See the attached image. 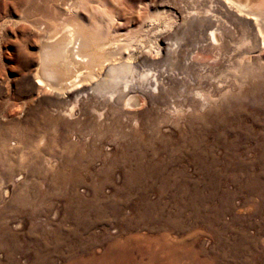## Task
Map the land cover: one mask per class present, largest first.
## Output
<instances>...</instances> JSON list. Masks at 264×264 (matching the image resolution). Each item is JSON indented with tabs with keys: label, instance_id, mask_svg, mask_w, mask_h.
<instances>
[{
	"label": "rangeland",
	"instance_id": "obj_1",
	"mask_svg": "<svg viewBox=\"0 0 264 264\" xmlns=\"http://www.w3.org/2000/svg\"><path fill=\"white\" fill-rule=\"evenodd\" d=\"M47 1L82 14L114 0ZM115 1L163 5L176 20L160 17L159 35L147 20V35L121 31L90 50L119 41L147 48L189 8L229 20L219 0ZM41 6L0 0V264L41 255L49 264H264V101L214 97L221 112L189 123L182 116L176 126H133L91 110L90 100L36 84L37 30L53 22ZM248 55L264 59L257 49ZM234 64L223 77L237 91L254 84Z\"/></svg>",
	"mask_w": 264,
	"mask_h": 264
},
{
	"label": "bare ground",
	"instance_id": "obj_2",
	"mask_svg": "<svg viewBox=\"0 0 264 264\" xmlns=\"http://www.w3.org/2000/svg\"><path fill=\"white\" fill-rule=\"evenodd\" d=\"M40 1L42 6L37 9L54 24L38 27L33 75L39 87L61 97L73 92L90 100L91 110L112 112L133 126L138 122L140 126L165 122L176 126L182 116L189 123L217 114L223 104L215 103L214 97L227 96L231 103L248 97L264 101L260 92L264 90V59L248 55L256 49L264 53V0H219L229 20L202 7L200 11L189 8L168 35L154 39L153 44L148 41L147 48L116 41V47L106 52L97 48L109 37L130 29L142 30L147 20L149 27L153 25L150 29L155 28L153 33L159 35V18L173 23L174 14L163 5L149 11L131 5L126 8L115 0L82 6L79 14L72 8L62 11L47 0ZM186 24L195 29L192 35L183 30ZM142 31L147 35L151 30L147 27ZM92 45L96 51L90 50ZM108 59L110 65L99 77L98 70ZM234 61L254 84L237 91L234 82L223 77L224 70L235 67ZM143 170V165L137 164L134 173L141 175ZM32 264L49 262L41 255Z\"/></svg>",
	"mask_w": 264,
	"mask_h": 264
}]
</instances>
